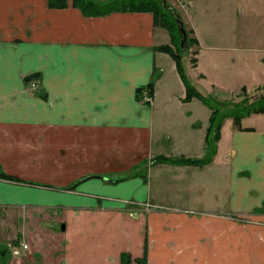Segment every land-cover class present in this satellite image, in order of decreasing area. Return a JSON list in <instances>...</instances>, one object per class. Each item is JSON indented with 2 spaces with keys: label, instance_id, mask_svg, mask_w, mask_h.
I'll list each match as a JSON object with an SVG mask.
<instances>
[{
  "label": "crops",
  "instance_id": "1",
  "mask_svg": "<svg viewBox=\"0 0 264 264\" xmlns=\"http://www.w3.org/2000/svg\"><path fill=\"white\" fill-rule=\"evenodd\" d=\"M95 1L103 12L0 0V172L17 177L0 174V263L264 264V109L224 112L209 150L210 101L186 98L156 47L177 34L151 9ZM213 61H190L194 85L212 87Z\"/></svg>",
  "mask_w": 264,
  "mask_h": 264
},
{
  "label": "rangeland",
  "instance_id": "2",
  "mask_svg": "<svg viewBox=\"0 0 264 264\" xmlns=\"http://www.w3.org/2000/svg\"><path fill=\"white\" fill-rule=\"evenodd\" d=\"M178 2L180 5L177 2L173 5L181 13L187 30L185 38L187 49L185 51L181 49L179 57L186 75L193 82L194 78L188 73L190 69L188 66L193 57L194 61L199 58L207 70L210 59L213 61L215 58L212 66L214 77L212 87L206 90L200 83L195 82L196 89H201L210 103L222 112H228V120H231L233 115L240 114L242 116H237L236 121H249L250 118L248 120L244 114L252 107L264 104V0H178ZM196 19L204 22L199 29H193L191 26L196 27ZM180 38L175 44L169 41L166 43L180 46ZM208 84L210 85V82ZM195 98L193 100H198ZM173 128V126L170 128L171 134ZM225 162L227 161L219 158L214 167L217 171L216 177L214 173L211 175L217 179V186L222 191L225 190V183L221 181L229 175ZM124 171L127 170H121L122 173ZM204 177H210V172L205 173ZM204 187L205 184H202V189ZM169 201L187 203V199ZM19 217L21 218L16 214L11 218L18 221ZM6 232L10 231H5L1 222L0 235L3 236ZM6 253L0 257L5 258Z\"/></svg>",
  "mask_w": 264,
  "mask_h": 264
},
{
  "label": "trees",
  "instance_id": "3",
  "mask_svg": "<svg viewBox=\"0 0 264 264\" xmlns=\"http://www.w3.org/2000/svg\"><path fill=\"white\" fill-rule=\"evenodd\" d=\"M72 2L75 5L80 6L85 12L88 13H100L103 12L100 7V5L95 1V0H72ZM50 4L53 5H63L66 3V0H49ZM120 3V4H119ZM117 3V7L124 9V8H132V9H151L153 12L154 16V22L161 24L165 26L168 30L171 32H175L177 34L176 41L177 42L182 35L181 30L179 29V24H180V19H179V14L175 10V7L173 4H171L168 0H121V2ZM184 26V24H183ZM185 30L186 27L184 26ZM186 38H187V30H186ZM193 40V38L191 37ZM187 41V40H186ZM185 41V47L187 48V42ZM174 42V44H175ZM156 47L168 51L174 58L175 62L178 68L179 73L181 74L184 82H185V97L188 98L191 95L195 94L197 92L195 85L192 83V81L189 79V77L186 75L184 71V66L181 63V58L180 57V50L184 49L185 47H180V46H172L170 43H161L156 45ZM186 50V49H185ZM194 61V57L192 58ZM146 91L149 95H151L152 90H153V78L149 79L148 82L145 84H141L137 87V92L141 95V91ZM144 93V92H143ZM143 95V94H142ZM211 104V112L209 115V122L206 127V143L209 148V150H212V147L214 145V142L216 138L218 137L219 134V129H220V124H221V119L223 117V113L218 107L215 105ZM257 110L264 109V104L262 105H257L253 107ZM237 116V115H236ZM156 159L160 160H172V161H195L198 158H192V157H187L183 155H174V156H169V155H163L159 154L155 156ZM1 175L6 176V177H12V178H17L11 174H8L6 172H0ZM259 209L264 208V201L262 205L258 207ZM138 260V258H137ZM139 263V261H138Z\"/></svg>",
  "mask_w": 264,
  "mask_h": 264
},
{
  "label": "water",
  "instance_id": "4",
  "mask_svg": "<svg viewBox=\"0 0 264 264\" xmlns=\"http://www.w3.org/2000/svg\"><path fill=\"white\" fill-rule=\"evenodd\" d=\"M179 28L182 31V37L180 38V44H181V46H183L184 40H185V37H186V31H185V28H184V26L182 24H180Z\"/></svg>",
  "mask_w": 264,
  "mask_h": 264
},
{
  "label": "built area",
  "instance_id": "5",
  "mask_svg": "<svg viewBox=\"0 0 264 264\" xmlns=\"http://www.w3.org/2000/svg\"><path fill=\"white\" fill-rule=\"evenodd\" d=\"M21 243H22L23 246H26V244H27V243L24 242V241H22ZM12 252H13L14 254H17V253L19 252V248H18L17 246L12 247Z\"/></svg>",
  "mask_w": 264,
  "mask_h": 264
}]
</instances>
